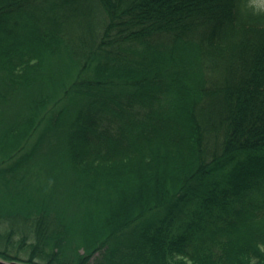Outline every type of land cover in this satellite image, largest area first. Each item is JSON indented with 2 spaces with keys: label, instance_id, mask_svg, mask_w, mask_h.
<instances>
[{
  "label": "trees",
  "instance_id": "16d2710c",
  "mask_svg": "<svg viewBox=\"0 0 264 264\" xmlns=\"http://www.w3.org/2000/svg\"><path fill=\"white\" fill-rule=\"evenodd\" d=\"M0 258L264 264V15L0 0Z\"/></svg>",
  "mask_w": 264,
  "mask_h": 264
},
{
  "label": "rangeland",
  "instance_id": "374dc122",
  "mask_svg": "<svg viewBox=\"0 0 264 264\" xmlns=\"http://www.w3.org/2000/svg\"><path fill=\"white\" fill-rule=\"evenodd\" d=\"M248 6L256 14L264 15V0H248ZM25 258V256L22 255Z\"/></svg>",
  "mask_w": 264,
  "mask_h": 264
},
{
  "label": "water",
  "instance_id": "95a60500",
  "mask_svg": "<svg viewBox=\"0 0 264 264\" xmlns=\"http://www.w3.org/2000/svg\"><path fill=\"white\" fill-rule=\"evenodd\" d=\"M0 264H25V263L18 262V261H6L0 258Z\"/></svg>",
  "mask_w": 264,
  "mask_h": 264
}]
</instances>
